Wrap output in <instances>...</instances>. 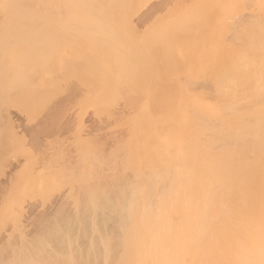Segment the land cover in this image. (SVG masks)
<instances>
[{
	"label": "rangeland",
	"instance_id": "1",
	"mask_svg": "<svg viewBox=\"0 0 264 264\" xmlns=\"http://www.w3.org/2000/svg\"><path fill=\"white\" fill-rule=\"evenodd\" d=\"M259 42L264 0H0V264L130 254L114 215L97 208V188L161 169L165 139L192 138L196 108L239 72L243 43ZM232 221L240 235L212 236L213 248L254 264L264 233ZM249 234L261 240L248 246Z\"/></svg>",
	"mask_w": 264,
	"mask_h": 264
},
{
	"label": "bare ground",
	"instance_id": "2",
	"mask_svg": "<svg viewBox=\"0 0 264 264\" xmlns=\"http://www.w3.org/2000/svg\"><path fill=\"white\" fill-rule=\"evenodd\" d=\"M232 48V52L226 49L229 56L235 50ZM241 48L243 58L237 56L240 61H236L234 69L239 72L228 74L224 84L219 86L222 88L216 86L212 92L216 100H212L214 97L211 96L215 103L211 101L196 108V122L190 134L192 138L183 136L181 131H173V136L165 139L161 169L157 170L152 165L146 171L135 168L133 178L124 185H115L114 188L110 187L112 189L97 188L101 201L97 208L114 215L117 227L127 237L124 243L132 250L128 254L130 256L118 258L115 264H219V243L214 244L216 239H212V243V236H228L235 241L233 239L241 226L245 229L251 227L252 230L256 228V231L257 228L261 229L257 236L261 238L263 235L264 208L259 209L258 206L264 204V43L259 42L256 46L243 43ZM178 136H181V140L179 147L175 148ZM249 156L253 159L249 160ZM233 202L236 206H232ZM238 202H242L243 207H250V210L239 208ZM244 202L252 204L247 203L251 204L249 206ZM250 215H254L250 218L253 223L248 221ZM238 217L242 218L240 224ZM230 220H235L233 226L237 223L240 225L235 226L236 230L239 229L234 238L231 236L234 228L228 225ZM243 221L249 224L245 226ZM256 231H252V234L255 235ZM252 234L248 235L250 240ZM257 236H253L255 238L251 241L247 238V245L250 246ZM228 241L226 245L235 250L234 242ZM258 243H261L260 248L257 247ZM262 243L263 240L257 242V246L252 243V246L263 252ZM228 248H224L223 252L220 249L219 254L222 257L229 255ZM239 249L243 250L242 247ZM208 251L216 252L212 255L217 259L213 256L208 259L210 254L205 255ZM224 252L226 255L223 256L221 253ZM253 255L252 259L256 257L257 261L261 257L259 260L264 264V254L259 257ZM230 256L225 257L226 260L223 258L226 262L220 259L221 262L234 264L235 260Z\"/></svg>",
	"mask_w": 264,
	"mask_h": 264
}]
</instances>
